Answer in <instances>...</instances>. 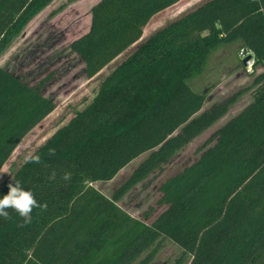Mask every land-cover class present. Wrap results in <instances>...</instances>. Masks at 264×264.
<instances>
[{
	"label": "trees",
	"instance_id": "16d2710c",
	"mask_svg": "<svg viewBox=\"0 0 264 264\" xmlns=\"http://www.w3.org/2000/svg\"><path fill=\"white\" fill-rule=\"evenodd\" d=\"M50 1L0 0V52ZM176 1L99 0L91 7L88 30L68 45L87 78L138 44L92 100L32 152L41 162L22 163L1 185L0 198L13 177L47 209H34L25 226L12 209L9 219L0 217V264H149L158 236L188 253V264H264V0H203L139 41L149 20ZM232 42L262 66L252 101L216 129L195 161L160 183L156 204L164 208L149 224L130 216L117 200L235 100L200 111L205 94L188 83L211 51ZM54 108L39 86L0 66V169ZM148 151L110 197L90 185L113 179Z\"/></svg>",
	"mask_w": 264,
	"mask_h": 264
},
{
	"label": "rangeland",
	"instance_id": "374dc122",
	"mask_svg": "<svg viewBox=\"0 0 264 264\" xmlns=\"http://www.w3.org/2000/svg\"><path fill=\"white\" fill-rule=\"evenodd\" d=\"M98 1L51 0L0 52L1 67L27 84L39 86L43 95L51 97L55 104L53 111L24 136L1 167L0 187L25 162L29 153L35 151L57 129L65 125L77 110L92 100L104 76L138 44L127 48L95 76H85L81 58L69 50L68 45L86 33L90 25V9ZM201 1L203 0H177L170 7L155 14L146 29H143L139 41ZM240 48L239 42L218 46L207 56L202 71L188 80L192 89L205 94L200 111L208 109L213 103L226 101L229 97H234L235 100L220 118L190 139L167 162L150 170L117 200L116 204L130 216L149 224L164 208L156 204L160 196V183L195 161L214 143L216 129L252 101L253 80L262 72V66L256 65L252 70L244 68L238 56ZM149 152L134 158L113 179L93 182L90 185L110 197ZM149 207H153V212L148 219H144L143 214ZM147 251L154 252L149 264H174L177 261L178 264H188L191 259L188 253L164 236H158ZM145 254L146 251L139 258ZM137 262L138 259L131 264Z\"/></svg>",
	"mask_w": 264,
	"mask_h": 264
},
{
	"label": "clouds",
	"instance_id": "9594fccd",
	"mask_svg": "<svg viewBox=\"0 0 264 264\" xmlns=\"http://www.w3.org/2000/svg\"><path fill=\"white\" fill-rule=\"evenodd\" d=\"M50 155H55L54 150H50ZM26 163H40L41 158L39 155L29 153L25 157ZM63 180L68 181L71 179V173L65 172L61 177ZM50 180L56 179V173L53 171L50 176ZM14 183L8 184L9 191L6 195L0 198V217L4 219L10 218L8 209L15 211L18 216L22 219L23 223L21 226H25L31 223L32 212L34 209L46 210L47 204L37 201L31 190L25 189L21 183L12 177Z\"/></svg>",
	"mask_w": 264,
	"mask_h": 264
},
{
	"label": "built area",
	"instance_id": "2783aa9c",
	"mask_svg": "<svg viewBox=\"0 0 264 264\" xmlns=\"http://www.w3.org/2000/svg\"><path fill=\"white\" fill-rule=\"evenodd\" d=\"M238 56L243 60L247 56H249L248 60H246L244 63L242 62L244 68L247 70H252L254 67V57L250 51H245L243 48H240L238 51Z\"/></svg>",
	"mask_w": 264,
	"mask_h": 264
},
{
	"label": "water",
	"instance_id": "95a60500",
	"mask_svg": "<svg viewBox=\"0 0 264 264\" xmlns=\"http://www.w3.org/2000/svg\"><path fill=\"white\" fill-rule=\"evenodd\" d=\"M248 58H249V56H247L246 58H244V59L242 60V62L244 63L246 60H248Z\"/></svg>",
	"mask_w": 264,
	"mask_h": 264
}]
</instances>
